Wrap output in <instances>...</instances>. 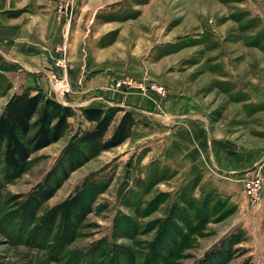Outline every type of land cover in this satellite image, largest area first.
I'll return each mask as SVG.
<instances>
[{"label": "rangeland", "instance_id": "rangeland-1", "mask_svg": "<svg viewBox=\"0 0 264 264\" xmlns=\"http://www.w3.org/2000/svg\"><path fill=\"white\" fill-rule=\"evenodd\" d=\"M11 8L35 19L57 53L44 91L52 86L69 106L85 78L105 75L109 85L83 94L114 96L86 107L118 109L105 140L125 112L138 123L121 146L91 151L79 138L92 124L73 108L69 131L34 153L25 173L10 174L0 158V264H264V164L250 167L264 152V0ZM116 93L136 95L148 113ZM11 96L0 74V116ZM225 161L249 170L221 172ZM256 175L263 187L252 203L241 180ZM74 197L68 221L60 208Z\"/></svg>", "mask_w": 264, "mask_h": 264}, {"label": "trees", "instance_id": "trees-1", "mask_svg": "<svg viewBox=\"0 0 264 264\" xmlns=\"http://www.w3.org/2000/svg\"><path fill=\"white\" fill-rule=\"evenodd\" d=\"M17 16L18 13L11 12ZM116 108H84L82 115L92 124V129L85 131L79 143L93 146L97 151H109L124 144L131 138L138 121L134 113L127 111L118 120L112 136L105 140L110 128L116 121ZM76 111L65 106L41 91L32 93L26 90L14 93L8 100L0 116V158L10 174L20 176L28 169L31 156L60 141L69 131V120ZM79 199L60 208L61 216L70 219L79 208Z\"/></svg>", "mask_w": 264, "mask_h": 264}, {"label": "crops", "instance_id": "crops-1", "mask_svg": "<svg viewBox=\"0 0 264 264\" xmlns=\"http://www.w3.org/2000/svg\"><path fill=\"white\" fill-rule=\"evenodd\" d=\"M13 6V0H0V74L7 80L11 86V94L22 93L26 90H31L32 93H36L37 90H41L48 96L56 99V93L53 91L52 86L48 91H44L45 82L44 78H49L52 71V60L57 57V53L54 52L51 44L48 46L42 43L39 37L35 34V19L28 22H24L21 15L13 16L10 10ZM65 37V35H64ZM66 39V37H65ZM109 85L111 81L105 77V75H97L94 77L85 78V85L81 97L77 102H67L66 105L74 108L77 112L86 107L96 103H102L110 106V100L114 98L109 93L93 94V96H84V92L87 94L91 87L96 85ZM84 86H88L85 88ZM91 86V87H90ZM116 98H122V106L142 113H148V107H144L137 103L138 98L131 96L127 99V96L116 93ZM59 101L65 104L64 101ZM119 101V100H118ZM125 104V105H124ZM105 105V106H106ZM104 107V106H96ZM173 118V117H172ZM179 118V117H177ZM262 156V157H261ZM260 157L252 161L250 167H260L264 163V152ZM223 157L220 159L222 160ZM221 160L219 162H221ZM229 165V163H219L216 167L219 171L227 172V174H241L249 170V167L235 169L224 167L221 165Z\"/></svg>", "mask_w": 264, "mask_h": 264}, {"label": "built area", "instance_id": "built-area-1", "mask_svg": "<svg viewBox=\"0 0 264 264\" xmlns=\"http://www.w3.org/2000/svg\"><path fill=\"white\" fill-rule=\"evenodd\" d=\"M244 192L250 198V201L259 202L261 200V188L263 187V178L259 175L254 177H244L242 180Z\"/></svg>", "mask_w": 264, "mask_h": 264}, {"label": "bare ground", "instance_id": "bare-ground-1", "mask_svg": "<svg viewBox=\"0 0 264 264\" xmlns=\"http://www.w3.org/2000/svg\"><path fill=\"white\" fill-rule=\"evenodd\" d=\"M61 98V97H60Z\"/></svg>", "mask_w": 264, "mask_h": 264}]
</instances>
